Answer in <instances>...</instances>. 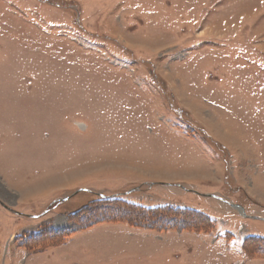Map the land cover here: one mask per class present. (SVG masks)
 Wrapping results in <instances>:
<instances>
[{
    "label": "rangeland",
    "instance_id": "rangeland-1",
    "mask_svg": "<svg viewBox=\"0 0 264 264\" xmlns=\"http://www.w3.org/2000/svg\"><path fill=\"white\" fill-rule=\"evenodd\" d=\"M258 185L264 0H0V264H264Z\"/></svg>",
    "mask_w": 264,
    "mask_h": 264
},
{
    "label": "crops",
    "instance_id": "crops-1",
    "mask_svg": "<svg viewBox=\"0 0 264 264\" xmlns=\"http://www.w3.org/2000/svg\"><path fill=\"white\" fill-rule=\"evenodd\" d=\"M210 119L211 118L205 119V123L202 124L205 126L203 127V129L204 130L206 129L209 132L211 131V129L213 131H216V134H217L216 138L225 145V148H229L230 150L234 152L238 150L236 142H239L240 145L243 146L250 141L251 131L256 132V133L258 131L257 118H215L217 119V121L215 120L216 122H213V120L211 121ZM251 124L253 125L252 128L250 127ZM221 132L228 134V136H226L225 134L221 135ZM218 135H221L224 139L220 138ZM209 144L211 143L209 142ZM213 153L210 151L209 155L211 156V154ZM219 154L220 152L218 153V155ZM219 157H220V160H218V164L219 165L221 164L224 167V161H223L225 160L224 155L222 156L219 155ZM210 166L212 167V164L210 163L206 164V167L209 168L207 170L208 174H210L211 172H214ZM252 180L254 182L258 181L254 178H252ZM258 186L261 188H264V185H258Z\"/></svg>",
    "mask_w": 264,
    "mask_h": 264
},
{
    "label": "trees",
    "instance_id": "trees-1",
    "mask_svg": "<svg viewBox=\"0 0 264 264\" xmlns=\"http://www.w3.org/2000/svg\"><path fill=\"white\" fill-rule=\"evenodd\" d=\"M129 205V204H128ZM130 207H132V208H136V209H141L142 211H144V212H146V211H148V212H151L152 214H157L156 212H163V211H167L168 213L170 212V211H173V212H178V213H180V214H184V213H195L196 215H202V214H204V213H202V212H200V211H197V210H194V209H186V208H168V207H155V208H149V209H144V208H140L139 206H137V205H130ZM147 213V212H146ZM202 213V214H201ZM160 215H161V213H159ZM195 214H193V215H195ZM192 215V214H191ZM204 216H205V219H206V215L204 214Z\"/></svg>",
    "mask_w": 264,
    "mask_h": 264
},
{
    "label": "water",
    "instance_id": "water-1",
    "mask_svg": "<svg viewBox=\"0 0 264 264\" xmlns=\"http://www.w3.org/2000/svg\"><path fill=\"white\" fill-rule=\"evenodd\" d=\"M235 207H237V208H241L239 205H235Z\"/></svg>",
    "mask_w": 264,
    "mask_h": 264
}]
</instances>
